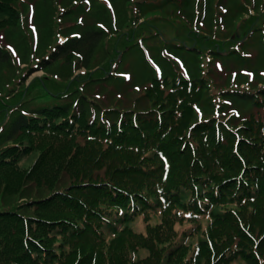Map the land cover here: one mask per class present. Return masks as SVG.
I'll list each match as a JSON object with an SVG mask.
<instances>
[{
	"label": "trees",
	"instance_id": "16d2710c",
	"mask_svg": "<svg viewBox=\"0 0 264 264\" xmlns=\"http://www.w3.org/2000/svg\"><path fill=\"white\" fill-rule=\"evenodd\" d=\"M165 1L137 3L152 12ZM18 16L16 0H0V22ZM250 22L241 38L264 27V11ZM134 28L117 33L122 52ZM64 32L39 67L76 55L85 71L60 88L42 85L53 102L23 91L2 108L0 264H264V83L212 92L210 75L155 73L138 106L106 88L118 78L112 63L93 69L107 29ZM185 39L165 46L239 53L236 34L217 41L189 30ZM11 63L0 44V66ZM129 80L119 82L135 91Z\"/></svg>",
	"mask_w": 264,
	"mask_h": 264
},
{
	"label": "rangeland",
	"instance_id": "374dc122",
	"mask_svg": "<svg viewBox=\"0 0 264 264\" xmlns=\"http://www.w3.org/2000/svg\"><path fill=\"white\" fill-rule=\"evenodd\" d=\"M16 6L18 18L0 22V44L12 54V63L0 66V129L6 119L2 114L3 106L17 99L19 93L29 91L24 97H35L32 103H50L53 102L51 96H40L45 93L42 85L49 89L60 88L85 71L78 68L80 62L76 55L72 61L59 60L51 67H39L38 61L57 41L65 38L64 31L97 26L107 29L113 37L106 38L96 51L93 69L108 61L109 65L112 63L111 71L118 81L113 79L106 88L115 96L118 91H124L126 100L138 99V106L146 105L147 100L142 94L155 73L180 70L188 77L202 73L210 75L216 86L211 85L212 92L223 86H241L246 82L264 83V27L241 38L252 26L251 18L264 11V0H173L161 3L152 12L147 9L143 12L137 0H78L77 3L76 0H16ZM67 7L75 9L65 14ZM133 26L137 31L135 44L128 52H122L124 44L116 38L117 33L122 29L131 30ZM189 30L209 34L217 41H227L236 34L239 53L222 51V55L214 56L207 52L202 57L192 52L191 41H187L186 51L165 46L174 39L187 40L185 36ZM122 79H130L131 85H136L135 91L119 82ZM38 153L35 150L25 156L21 165L31 167ZM5 197L0 196V205L6 203ZM16 197L12 196L8 201L14 202ZM187 225L189 223H183L181 228ZM133 226L144 232L146 222L139 218L134 220ZM140 254L145 256L148 251L141 249ZM238 264L245 263L240 261Z\"/></svg>",
	"mask_w": 264,
	"mask_h": 264
}]
</instances>
